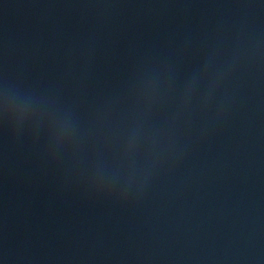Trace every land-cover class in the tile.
<instances>
[{"label":"water","instance_id":"95a60500","mask_svg":"<svg viewBox=\"0 0 264 264\" xmlns=\"http://www.w3.org/2000/svg\"><path fill=\"white\" fill-rule=\"evenodd\" d=\"M182 264H264V0H60Z\"/></svg>","mask_w":264,"mask_h":264}]
</instances>
